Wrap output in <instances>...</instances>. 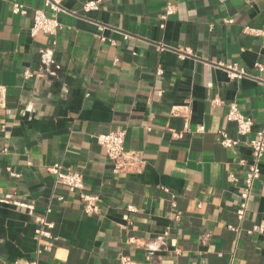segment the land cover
I'll return each instance as SVG.
<instances>
[{
    "label": "crops",
    "instance_id": "crops-1",
    "mask_svg": "<svg viewBox=\"0 0 264 264\" xmlns=\"http://www.w3.org/2000/svg\"><path fill=\"white\" fill-rule=\"evenodd\" d=\"M12 1L0 0V264H119L122 255L140 264H264V230L246 232L264 227V158L241 221L239 161L250 148H226L216 132L235 135L232 103L254 121L244 140L264 126L256 65L264 67V0H101L91 11L89 0H62L55 36L31 34L32 9L47 10V0H17L26 15ZM169 4L176 12L164 20ZM51 45L58 77L40 74V51ZM230 64L246 74L230 78ZM185 116L206 131L174 137ZM120 129L125 150L140 155L132 171L115 172L97 140ZM56 163L82 173L98 213L56 182L48 170ZM48 207L57 239L38 253L36 218Z\"/></svg>",
    "mask_w": 264,
    "mask_h": 264
},
{
    "label": "built area",
    "instance_id": "built-area-1",
    "mask_svg": "<svg viewBox=\"0 0 264 264\" xmlns=\"http://www.w3.org/2000/svg\"><path fill=\"white\" fill-rule=\"evenodd\" d=\"M62 0H47L48 9H42L35 7L32 9L33 13V25L31 27V34L35 36L38 33H44L49 36H55L58 30L62 27L60 20L57 17L59 11L62 10ZM101 0H89L84 4L85 11L97 10L100 8ZM12 11L15 14L26 15L29 13V8L17 0L12 1ZM176 12V7L173 4H169L165 12L161 15V18L166 20L169 16ZM232 22V20H228ZM164 27V24L161 25ZM99 31L96 35L101 41H105L107 38L102 35L104 26L99 25ZM248 32L253 34H261L260 29H247ZM111 43L115 44V41L111 39ZM54 45V43H53ZM41 63L42 72L40 74H48L49 76L58 77V71L61 68L56 64L54 60V48L53 46H46L41 49ZM183 56V55H182ZM260 70H264L263 65L256 63ZM227 72L230 78L242 77L245 75V70L239 67L237 64L227 65ZM44 72V73H43ZM161 72V70H159ZM25 77H30L33 74L27 70L24 72ZM162 94V91H158ZM7 90L4 85H0V107L7 106ZM216 104L218 101H214ZM183 128L180 131H173L174 137L179 138L184 133H204L206 131L205 125H196L194 129L191 128L189 119L185 116ZM227 121L232 122L235 125V135H230L225 129H218L216 132L219 135L220 143L226 148H234L241 143H245L250 148V158H242L239 164L245 167L246 176L243 181V186L240 190V204L236 211V215L239 220H244L249 209V203L252 196V190L254 182L259 179L261 175V163L264 158V126L258 129L254 137L250 141L244 140L252 132L254 121L251 117L246 116L239 105L236 103L230 104L229 113L227 115ZM126 131L120 129L117 131H111L106 134H100L97 136L98 142L105 148L107 156L113 161V168L115 172L132 171L138 168L140 163V155L132 151H126L124 148ZM50 173L55 177L57 183L63 184L72 192L78 191L80 200L83 202V209L87 214H96L100 211L99 196L92 193L84 192V179L81 172L65 169L61 163H56L48 167ZM11 172V171H10ZM14 176H18L17 173H12ZM232 180H237L234 174H230ZM11 195L5 196L4 200H9ZM173 206H176V202L173 200ZM30 209L32 206H29ZM129 211H135L136 208L130 206ZM51 212V208H47L44 215L36 218L37 227L34 230V238L38 242L37 252L51 251L56 242V237L53 233L55 227L54 221L48 218ZM228 228L236 231H240V228L228 225ZM264 230L263 225H254L246 232L248 234L262 233ZM7 264V263H4ZM13 264H19V261H15ZM28 264H37L36 261ZM119 264H140L133 261L129 256L122 255L119 259Z\"/></svg>",
    "mask_w": 264,
    "mask_h": 264
}]
</instances>
